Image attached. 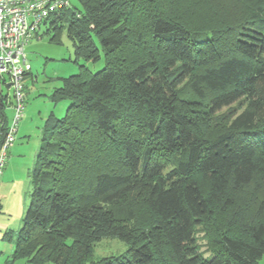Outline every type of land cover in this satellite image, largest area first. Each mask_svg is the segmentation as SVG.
<instances>
[{
  "label": "trees",
  "instance_id": "1",
  "mask_svg": "<svg viewBox=\"0 0 264 264\" xmlns=\"http://www.w3.org/2000/svg\"><path fill=\"white\" fill-rule=\"evenodd\" d=\"M199 1L77 0L78 8L46 20H66L75 54L94 62L101 51L104 66L80 65L53 91L69 105L44 124L9 262L259 264L264 0H239L241 17L227 4ZM185 8L198 13L194 21ZM5 98L0 93V147ZM240 101L245 108L223 115ZM250 185L260 204H243L218 231L217 214ZM198 226L208 256L195 243ZM106 237L127 249L95 259L94 244Z\"/></svg>",
  "mask_w": 264,
  "mask_h": 264
},
{
  "label": "rangeland",
  "instance_id": "2",
  "mask_svg": "<svg viewBox=\"0 0 264 264\" xmlns=\"http://www.w3.org/2000/svg\"><path fill=\"white\" fill-rule=\"evenodd\" d=\"M69 1L71 11L73 8L79 7L77 0ZM211 1L217 7L221 4L224 6L227 4L232 12L241 17L243 5L239 0ZM200 4H203V0L199 1L198 7L201 6ZM190 11H193L194 15ZM184 12L186 13L183 16L188 19L193 15V18L191 17L193 21L198 16L194 9L188 11L185 8ZM199 13L201 12L199 11ZM56 25L59 27L58 32L54 28ZM54 35H56L55 38H53ZM94 41L100 48L99 41L96 38ZM24 53L31 69L24 77L26 101L23 117L19 121L18 132L15 134V141L12 144L14 149L10 146L8 150L11 161L5 165L0 174V264H28L24 259L9 262V258L29 205L32 190V165L40 145L44 124L50 114L54 117H62L69 105L67 99L62 98L58 101L53 99L54 89L61 86L63 78L78 73L80 65H84L90 72H95L104 66V56L101 51L100 58L94 62L86 61L83 57L75 54L72 40L67 32L66 20L57 21L53 25L50 21L41 24L38 36L28 42L24 48ZM3 90L8 93V97L11 99V90L6 87ZM245 107L246 103L240 101L221 112L227 116L231 113H237ZM7 114L9 116L11 114L9 109H7ZM239 194L242 195L240 197L235 196L233 205L227 207L226 211L217 214V221L215 219L213 222H217V225L213 224V226L218 231H225L227 219L236 210H243V204H260L261 202L260 190H255L253 194L251 185L245 186L244 192ZM226 217L227 219H225ZM203 228L202 226L196 227L195 243L199 250L208 256L211 253V247L209 246L208 234ZM7 230L11 231L10 239L3 238V233ZM126 249L127 245L120 239L106 237L94 244L93 257L99 259L118 255ZM259 264H264V253L259 259Z\"/></svg>",
  "mask_w": 264,
  "mask_h": 264
},
{
  "label": "built area",
  "instance_id": "3",
  "mask_svg": "<svg viewBox=\"0 0 264 264\" xmlns=\"http://www.w3.org/2000/svg\"><path fill=\"white\" fill-rule=\"evenodd\" d=\"M69 0H0V93L4 104L7 132L0 147V174L6 163L7 150L15 140L26 101L24 77L30 72L24 48L38 36L40 25ZM11 90V99L3 89ZM10 110V116L7 114ZM4 117L0 112V128Z\"/></svg>",
  "mask_w": 264,
  "mask_h": 264
},
{
  "label": "crops",
  "instance_id": "4",
  "mask_svg": "<svg viewBox=\"0 0 264 264\" xmlns=\"http://www.w3.org/2000/svg\"><path fill=\"white\" fill-rule=\"evenodd\" d=\"M17 132H18V129H17ZM17 132H16V133H17ZM14 141H15V140H14ZM13 143H14V142H13ZM13 143H12V144H13ZM11 147L14 149V145H11ZM9 148H10V147H9ZM9 148H8V150H9ZM13 149H12V150H13ZM8 150H7V157H6V163H5V165L9 164L10 161H11V158H10L11 155L9 154V151H8ZM4 167H5V166H4Z\"/></svg>",
  "mask_w": 264,
  "mask_h": 264
}]
</instances>
